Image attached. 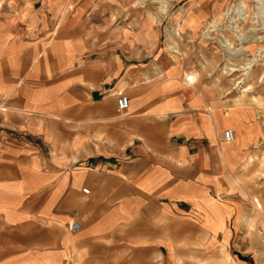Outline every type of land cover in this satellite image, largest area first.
<instances>
[{"label": "crops", "instance_id": "crops-1", "mask_svg": "<svg viewBox=\"0 0 264 264\" xmlns=\"http://www.w3.org/2000/svg\"><path fill=\"white\" fill-rule=\"evenodd\" d=\"M226 1L0 0V264L260 263L263 125L180 52Z\"/></svg>", "mask_w": 264, "mask_h": 264}, {"label": "rangeland", "instance_id": "rangeland-1", "mask_svg": "<svg viewBox=\"0 0 264 264\" xmlns=\"http://www.w3.org/2000/svg\"><path fill=\"white\" fill-rule=\"evenodd\" d=\"M245 3V5H243ZM239 5L243 6L239 14ZM237 21H232V17ZM218 21V29L213 22ZM211 29V31H208ZM217 29V30H215ZM227 37V38H226ZM231 42L233 53L230 54L227 45ZM196 47H181L180 52L199 69L202 77L211 87L231 99L235 104L248 108L246 114L257 115L263 125L259 137L254 142L261 145L260 153L264 151V8L257 0H227L222 9L201 33ZM245 113V112H244ZM240 114V113H239ZM240 127L241 129L243 128ZM260 162L254 167L259 168ZM263 223L259 225L264 230ZM258 227V226H257ZM255 227L254 229H256ZM260 263L264 264V255ZM208 263V261H207ZM257 264V261L253 262Z\"/></svg>", "mask_w": 264, "mask_h": 264}, {"label": "built area", "instance_id": "built-area-1", "mask_svg": "<svg viewBox=\"0 0 264 264\" xmlns=\"http://www.w3.org/2000/svg\"><path fill=\"white\" fill-rule=\"evenodd\" d=\"M117 95V103L120 109L125 110L129 107L130 105V99L129 96L124 92V91H118L116 93ZM224 137L228 140H234L236 137V133L234 128L228 127L227 129L224 130ZM85 192H88L89 189L84 188ZM80 228V223L75 221L70 225V230L71 231H76L77 229Z\"/></svg>", "mask_w": 264, "mask_h": 264}, {"label": "bare ground", "instance_id": "bare-ground-1", "mask_svg": "<svg viewBox=\"0 0 264 264\" xmlns=\"http://www.w3.org/2000/svg\"><path fill=\"white\" fill-rule=\"evenodd\" d=\"M258 1V3H259V5L262 7V9L264 8V0H257ZM243 5H245V3L243 4ZM243 6H240L239 5V10H238V12H239V14H241V12H242V10L244 9V7H243V9H241ZM232 17V19H231V23L229 24V26H232L234 23H232V21H237V17H234V16H231ZM213 26H216L217 27V29H218V26H219V24H218V21H215V22H213ZM217 29H215V30H217ZM227 38V37H226ZM223 42L227 45V47H228V49H229V53L230 54H232L233 53V50L231 49V47H233V45H232V43L231 42H229V41H227V39L224 41L223 40ZM197 73V72H196ZM196 73H194V72H189L188 71V73H186V76H185V79H186V81L188 82V83H192L195 79H196V77H197V74ZM264 77V76H263Z\"/></svg>", "mask_w": 264, "mask_h": 264}]
</instances>
